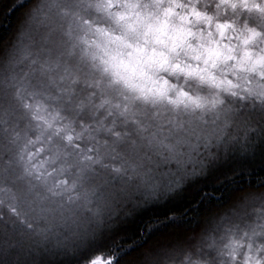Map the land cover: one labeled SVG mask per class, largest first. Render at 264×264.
<instances>
[{
	"label": "clouds",
	"instance_id": "1",
	"mask_svg": "<svg viewBox=\"0 0 264 264\" xmlns=\"http://www.w3.org/2000/svg\"><path fill=\"white\" fill-rule=\"evenodd\" d=\"M0 264H264V0H0Z\"/></svg>",
	"mask_w": 264,
	"mask_h": 264
}]
</instances>
